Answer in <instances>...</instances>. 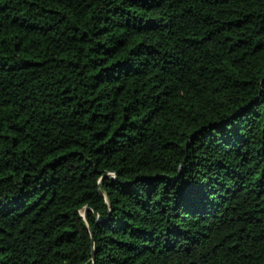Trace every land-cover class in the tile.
Returning <instances> with one entry per match:
<instances>
[{
	"label": "trees",
	"instance_id": "16d2710c",
	"mask_svg": "<svg viewBox=\"0 0 264 264\" xmlns=\"http://www.w3.org/2000/svg\"><path fill=\"white\" fill-rule=\"evenodd\" d=\"M0 264H264V0H0Z\"/></svg>",
	"mask_w": 264,
	"mask_h": 264
},
{
	"label": "water",
	"instance_id": "95a60500",
	"mask_svg": "<svg viewBox=\"0 0 264 264\" xmlns=\"http://www.w3.org/2000/svg\"><path fill=\"white\" fill-rule=\"evenodd\" d=\"M87 213H88V210L85 212V214H84V217L86 218V216H87Z\"/></svg>",
	"mask_w": 264,
	"mask_h": 264
},
{
	"label": "rangeland",
	"instance_id": "374dc122",
	"mask_svg": "<svg viewBox=\"0 0 264 264\" xmlns=\"http://www.w3.org/2000/svg\"><path fill=\"white\" fill-rule=\"evenodd\" d=\"M84 213V212H83Z\"/></svg>",
	"mask_w": 264,
	"mask_h": 264
}]
</instances>
